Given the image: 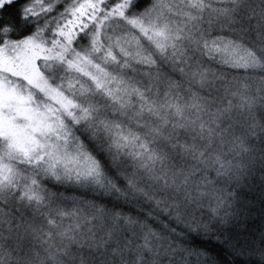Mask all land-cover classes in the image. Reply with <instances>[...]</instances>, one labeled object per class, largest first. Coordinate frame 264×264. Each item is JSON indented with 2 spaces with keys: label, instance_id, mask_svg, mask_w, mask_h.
<instances>
[{
  "label": "snow or ice",
  "instance_id": "1",
  "mask_svg": "<svg viewBox=\"0 0 264 264\" xmlns=\"http://www.w3.org/2000/svg\"><path fill=\"white\" fill-rule=\"evenodd\" d=\"M257 212L264 0H0V264H264Z\"/></svg>",
  "mask_w": 264,
  "mask_h": 264
},
{
  "label": "trees",
  "instance_id": "2",
  "mask_svg": "<svg viewBox=\"0 0 264 264\" xmlns=\"http://www.w3.org/2000/svg\"><path fill=\"white\" fill-rule=\"evenodd\" d=\"M250 197V194H249ZM264 227V222H262L259 213L257 212L254 216L250 217L247 222L248 231L241 236V240L243 241L245 238L255 239L257 244L260 240V232L261 228ZM196 245L200 248L207 249L210 253L215 256H218L221 260L226 261V257L224 256L223 250L219 244H217L212 239L205 238H197L195 241ZM240 259H245V257H241ZM252 259L258 260V257H253Z\"/></svg>",
  "mask_w": 264,
  "mask_h": 264
}]
</instances>
